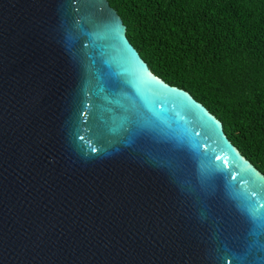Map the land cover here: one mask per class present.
Wrapping results in <instances>:
<instances>
[{
  "label": "water",
  "instance_id": "1",
  "mask_svg": "<svg viewBox=\"0 0 264 264\" xmlns=\"http://www.w3.org/2000/svg\"><path fill=\"white\" fill-rule=\"evenodd\" d=\"M0 264H264V174L108 0H0Z\"/></svg>",
  "mask_w": 264,
  "mask_h": 264
},
{
  "label": "trees",
  "instance_id": "2",
  "mask_svg": "<svg viewBox=\"0 0 264 264\" xmlns=\"http://www.w3.org/2000/svg\"><path fill=\"white\" fill-rule=\"evenodd\" d=\"M150 71L190 93L264 174V0H108Z\"/></svg>",
  "mask_w": 264,
  "mask_h": 264
}]
</instances>
